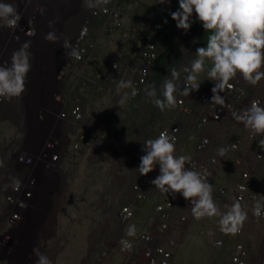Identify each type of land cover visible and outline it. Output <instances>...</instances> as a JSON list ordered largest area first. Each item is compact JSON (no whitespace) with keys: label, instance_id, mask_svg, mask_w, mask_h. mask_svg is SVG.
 I'll use <instances>...</instances> for the list:
<instances>
[{"label":"bare ground","instance_id":"1","mask_svg":"<svg viewBox=\"0 0 264 264\" xmlns=\"http://www.w3.org/2000/svg\"><path fill=\"white\" fill-rule=\"evenodd\" d=\"M5 1L7 3H11L9 0ZM49 11L50 15L48 17H44L41 21V24H39V32L35 36L34 42L30 44V48L28 49V51L31 53V70L28 72L26 77V91L19 97H13L11 99L5 97L0 98V124L3 120L9 122L0 125V185L8 176L9 169H11L16 163L12 155L13 147L17 146L21 142L23 143V141L25 143V146L23 147H28L27 142L29 141L28 139L30 134H33V132L39 128L38 124L35 123V118L40 114L41 105L43 103H50L52 89H54L56 86V76L58 75L57 72L61 70V67L65 65V62H68L71 57L66 55L64 61L61 59V52L64 50L62 45L65 39L56 28V23L61 13L58 12V9L53 7H50ZM101 21L102 20H97L96 22L101 23ZM50 22H53L51 26ZM60 23L61 21H59L58 25ZM49 32H55V35L59 37V40L57 42L46 40L45 36ZM127 46L129 45L127 44ZM18 49L19 48H17V46L11 40L7 27H0V65L10 64L13 52ZM67 51H70V49ZM126 55V57H133L134 50L128 47ZM56 65L59 67L55 72ZM202 81L203 82L200 83L203 86L213 82L212 80H208V78L203 79ZM245 83L246 85H249L248 82ZM106 84L112 83L107 82ZM81 89L84 90L85 87ZM80 93L82 97L79 107L83 113L81 104L84 103V101H87L88 97L91 98V93L88 94L86 90L80 91ZM111 95L116 97V99H120L123 93H111ZM142 97L143 93L136 98L129 95L128 101L134 104L135 102L140 103ZM129 111H132V109H129ZM170 111L172 112V117L169 119L170 122L175 126H179L181 131L180 141L178 144H175V154L185 155L193 158L197 154L196 146L199 142V139L203 135L208 134L209 131L205 126L197 122L193 116L183 114L177 107L170 109ZM123 113L128 112L124 111L118 113L117 111L113 112L112 114H105L102 117L103 124L106 120L105 117H108L111 125L108 126L107 130L101 131V134L111 130L113 119L116 118L115 120H117L118 124V118H120L121 114ZM32 118L34 122H32ZM136 121V126H138L140 123L138 120ZM11 124H14V126L17 125L18 129L16 131V137L14 140L8 143L7 137H5V135H1V133L4 134V132L1 131V126ZM82 124H85L89 130L95 125L90 117L85 119V115L82 118ZM158 126L161 128L162 125L160 124ZM82 129L86 132L83 125ZM90 132H88V137L91 140L89 144H83L80 150H73L71 147H69V153L62 162L65 172L64 175H55L53 178L46 177L45 179H40V190L38 193H36L34 198L36 202L32 203L28 207L23 219L14 232V243L12 245L9 264H28L29 258L35 247L36 229H38V225L45 229H52V234H49L45 237L41 236V238H39V242L42 245L44 253L52 260V255L44 247L43 243L47 242L48 238L59 237L57 230L65 227V223L62 222L61 216L66 214V209L69 211L70 205L74 206L71 209L72 212H74L75 209L78 211L80 209L79 207H85L84 211H90L93 215L86 216L88 217V241L94 247L93 250H96V253H98L92 264H102L104 258L107 259L103 264H119V256H124L125 262L127 256L122 255L120 252V245L121 241L124 239L123 237L127 236L125 235L127 228L131 226L134 221L139 224L141 229L139 234L143 232H151L155 234L157 228V242L168 244L173 241L175 243L173 259L175 257L177 258V254L175 253L176 250H184L188 245H192L200 248L197 250V252H201V255H198L199 259L208 262V264H234L232 262L231 256L238 241L244 242L251 252H255L259 245H263L264 220L256 218L253 215L252 208L255 202L247 201L241 204L244 210L248 213V218L242 226L243 233L241 235L225 234L220 230L219 217H204L198 220L194 218L192 214V207L188 205L186 200H183L181 203L176 201L177 193L172 194L161 192L156 189L155 185L150 183L151 180L155 179L159 175V165H157L156 169H154L149 174L140 176V173L136 169L138 168L141 161H133L132 164L126 161L123 167L124 173L119 176L118 174L120 170L118 169L123 165V163L113 162L114 165L112 164L110 168H108V172L110 173L109 175L112 178V180H108L110 181V187L112 189L109 191V193L103 195L101 194L98 197L99 193L98 190H96L98 187L96 186V184H98L96 177L97 168L95 169L96 172H94L95 170L93 171L95 175L93 176L92 170L94 168L92 167L93 165H96L97 167V164H99L98 156L100 153L99 149H101L102 140L101 137H98V133ZM250 132L251 131L246 128L244 124L242 126L235 125L229 130L226 129L221 136L216 137L213 141L212 152L218 155L219 163L213 166L209 182L213 186V198L222 212H226L228 207H230L235 201L234 185L240 178L242 170L244 167H246L245 164L242 165L238 162L239 154L248 160H252L256 152L264 150V144L260 143V141L264 140V135L256 134V138L251 140L248 137ZM157 136L158 132L156 128L155 134H153L150 139H155ZM140 141L144 142V139L142 138ZM230 141L239 143L238 152H234L229 147ZM105 144L103 143V146ZM222 147L227 149V152L223 156L219 155L218 153V149ZM81 151L83 152L81 153L82 155H78L80 156L78 160L74 161L73 155L72 160H68L71 154L75 152L80 153ZM113 155H108V157L112 158L111 156ZM74 163H79V168L77 173L70 175V167L71 164ZM84 165H88L87 168H85ZM122 178H124L123 184L121 182ZM252 180L256 189L261 190V194L258 199L260 200L261 195H264V178H262L259 173L254 172L252 174ZM134 181H139L142 183L146 193V198L142 201L135 202L137 207L136 215L134 219L126 224L125 227L126 222L123 220L122 208L132 199L134 195L132 191V183ZM125 184L127 185L126 193L129 195L128 200L123 206L122 204L119 206L116 200L120 198L121 193L119 191H121V187H123ZM222 188L227 189V193L225 195L221 194ZM106 190H108V188H105V191ZM75 197L77 199H75ZM92 198H94L93 201ZM2 200L3 198L0 191V203ZM170 200L176 201V204L171 211L172 223L169 229L163 234V236L160 237L158 233L162 224V220L160 213L158 211L156 212L155 206L164 204ZM146 203L151 204L150 211L149 209H146L149 208L147 205H145ZM60 206L62 207L59 208ZM40 211L43 212V217L40 215ZM84 211L79 210L77 212L79 214H76V217L73 220L75 223L74 225H80L81 222H86V218H83L82 216V212ZM143 211L148 213V216L146 217L147 220L136 217L137 213L140 212L141 214ZM183 212L188 214V221L184 226L180 227V216ZM54 213L56 215L52 217ZM59 214L63 215L59 216ZM208 229L215 230L216 237L224 240V245L222 247L214 245L212 240L207 235H205L204 232ZM139 234H135V236L128 235V238H137ZM104 247V250H100ZM124 262H121L120 264H124Z\"/></svg>","mask_w":264,"mask_h":264},{"label":"clouds","instance_id":"2","mask_svg":"<svg viewBox=\"0 0 264 264\" xmlns=\"http://www.w3.org/2000/svg\"><path fill=\"white\" fill-rule=\"evenodd\" d=\"M9 1H11V3H7L5 0L4 2L3 0H0V27H7V29L15 28L19 20L17 9L13 6L14 0ZM121 1L122 0H45L42 3L43 9L37 12L31 21V27L34 29L32 36L23 38L20 41H13L9 32L11 40L19 49L13 52L10 64L0 65V97L11 99L13 97H19L26 91V77L31 70V53L28 49L39 32V24H41L44 17L50 15V7L58 9V12L61 13L56 23L58 32H60L65 39L62 45L64 50L61 52V59L64 61L66 55L71 56L68 62H65V65H63L61 70L57 72L56 86L52 89L50 103H43L41 105L40 114L35 118V123L38 124L39 128L34 131L33 134H30L29 141L27 142L28 147H23L25 146L24 141L13 147L12 155L16 162L13 167L18 165V154L22 152H31V146L34 143V140L37 142L38 147L42 146L50 133L51 127L58 118L57 113L63 107L62 102H65L67 108H77L82 114L80 122L72 128L74 137H71L70 141L67 143L66 155L69 153V147L73 150H80L83 144H89L91 141L88 137L89 134L82 129V118L84 117V114L79 107L82 97L78 95L80 93V85L84 86L89 82L95 84L110 82L116 86V83L104 80L98 81L95 78L96 73H94L93 78L84 77L81 83L76 84L70 92L66 86L68 78L75 72L76 67L83 68L91 66V64L97 65V61H95L97 58L94 57L95 55H92V50H95V46L88 42V37L93 28H95L96 21L102 20L99 24L103 23V28L107 32H119L124 42L127 44L129 42L131 43L134 50V56L136 57V44L132 40L124 39L123 32L134 26L138 17L144 24H148L150 21L157 24L154 14L162 9L160 4H171V0H153L152 2L139 0L141 4L145 3V5L155 7L156 11L152 16H145L142 13L135 14L131 24H127L125 12H123L120 5ZM111 2L113 6H116L122 12L124 29L112 30V28L108 26L110 20H108L107 16H99L95 18L86 38V45L88 48L86 56L92 57V60L88 64L76 62L74 58L79 59V52L76 47L72 45L76 36L72 29L77 25L80 27L81 18L72 20L75 8L77 6L86 7V14L89 12V9H97L108 5ZM177 2H179V8L170 13L172 19L177 22V27L187 33L192 28L193 24H196V20L200 21L201 23L197 24H202L204 30L209 33L206 46L198 47L196 49V58L190 62V66H182L179 70L173 67L170 70V77L165 79L161 85L162 98L157 97V90L154 84L147 85L148 81L145 85L146 87L144 86L141 91L137 93L131 79H121L116 86L117 93H123L117 103L120 107L127 101L129 95L135 97L140 95L144 89L145 95L152 98V103L159 108L160 111L163 112L166 109L170 110L177 107L179 111L182 112L178 105L179 98L188 97L193 90L198 91L200 86L202 88L206 87L211 85L214 81L215 85L211 90L213 92L211 102L222 106L224 104V98L220 93L226 87H232L230 81L236 78L238 74L253 86L257 85L262 79H264V0H177ZM194 13L195 19H193ZM59 21H61V23L58 25ZM52 23L53 22H50V26ZM160 32L161 28L155 36L157 45V38ZM45 39L57 42L59 37L55 35V32H49L45 36ZM158 47L161 53V48L159 45ZM68 49H70V51H67ZM180 50L185 53L186 48L181 45ZM128 58L130 59L132 57L124 56L119 59ZM208 61L211 62L210 68H207ZM111 62H109L108 65ZM69 64L70 67L68 66ZM108 65L99 67V69L106 68ZM115 66L116 65H114V67ZM55 67L56 72V69L59 66L56 65ZM206 69L208 80H212L213 82L203 86L199 82V76L201 73L205 72ZM181 73L185 74L182 81ZM123 89H131L132 91L130 93ZM59 92L62 95V102L56 99ZM193 104L194 106H197L198 102H194ZM50 107L53 108L52 112L48 110ZM189 116L196 118L197 113L194 112ZM232 116L237 121L242 122L253 134L264 135V104L253 101L251 106L245 109L242 113L232 111ZM32 122H34L33 118ZM169 126L175 125L170 122L169 125L161 126V128L157 130L158 136L155 139H148L143 142L142 151L146 154L140 157L141 162L136 170L140 173V176H144L152 172L156 169L157 165H159V175L150 181L151 184L155 185L156 189L164 193L181 194L184 199L190 200L194 218L199 220L204 217H219V226L222 232L232 235L237 234L248 218L247 211L244 210L239 200H235L232 205L228 207L226 212L221 211L213 198V186L208 181L207 177L202 175L199 171L185 166L186 162L191 159L189 156L175 154V144L179 143H176V136L170 135L167 130L160 133L162 129ZM80 135L84 136V140L81 142L79 148L74 149L73 144L77 141V138ZM260 143L264 144V140L260 141ZM226 152V148L222 147L218 149V153L221 156L225 155ZM64 173L62 165L61 175H64ZM55 175L61 176L60 174ZM40 182L41 181L39 180V183ZM135 182L139 181H134L132 183V191ZM16 183L19 184V181ZM142 189L145 192L143 186ZM39 190L40 186L36 190V193H38ZM36 193L29 206L36 202V200H34ZM133 197L132 199H134ZM136 201L142 200H135V202ZM40 212V215L43 217V212ZM252 213L256 218L262 216V213H264V195H261V199L255 202L252 208ZM51 231L52 229H45L38 225V229H36L35 246L39 245L42 247L39 238H41V236L45 237L52 234ZM127 231L129 236H135L136 234L134 225L129 226ZM121 243L127 244L126 241H121ZM33 252L38 257L36 264H53V261L49 256L45 253H41L39 248H34ZM105 260H103L102 264Z\"/></svg>","mask_w":264,"mask_h":264},{"label":"built area","instance_id":"3","mask_svg":"<svg viewBox=\"0 0 264 264\" xmlns=\"http://www.w3.org/2000/svg\"><path fill=\"white\" fill-rule=\"evenodd\" d=\"M43 1L45 0H14L13 6L17 9L19 20L15 28H8L13 41H20L23 38L30 37L34 33L31 27V21L35 14L43 9ZM179 3V2H178ZM86 7L77 6L72 16L73 19L81 18L80 29L78 30L72 45L79 52V59L74 58L76 62L88 64L92 57H87L88 48L86 38L91 30L92 22L99 16H107L110 23L108 26L112 30H123L124 21L122 12L112 2L108 5L97 9H89L85 14ZM195 19V13L193 14ZM201 23L196 20L195 22ZM160 27L152 21L144 24L138 17L136 24L123 32V38L132 40L136 44V57L128 59L113 60L108 67L100 68L96 71L95 78L100 81H111L118 85L121 79H131L137 90V93L146 85L149 76L154 69L156 62L160 56V49L156 43L155 36ZM114 65H116L114 67ZM70 67V64L68 65ZM246 81L239 74L230 83L231 88H225L220 95L224 98V104L221 106L211 102L213 92L211 91L215 85V81L199 90H193L188 97L179 98L178 105L180 110L186 115L197 113L195 120L205 126L209 131L203 135L197 143V154L186 162V167L199 171L207 177L208 181L212 174L213 166L219 163L218 155L212 152L213 141L216 137L223 134L226 129L233 128L235 125L242 126L243 123L237 121L232 116V111L243 112L249 108L253 101L264 104V79L257 85H246ZM131 93V89H123ZM2 98V97H0ZM56 99L62 102V95L59 92ZM194 102H198L194 106ZM63 107L57 113V119L50 129V133L42 144L38 147L37 142L31 146V152H22L17 156L16 167L9 169L8 176L0 185V191L3 201L0 203V264H9L12 245L14 243V232L19 223L23 219L29 204L31 203L36 190L39 187L41 178H53L55 174H62V160L67 153V143L71 137H74L72 128L77 125L82 117L81 112L77 108H67L65 102ZM50 112L53 108L48 109ZM49 112V113H50ZM167 130L170 135L176 136V143L180 140V127L169 126L160 131ZM251 140L256 138V134L249 133ZM84 136L80 135L73 144V148L80 147ZM229 147L238 152L239 143L229 142ZM238 154V153H237ZM238 162L246 165L241 172L240 178L234 185L235 200H239L241 204L252 201L256 202L261 194L260 189H256L252 180V174L257 172L264 178V150L256 152L252 160H248L239 154ZM19 181V184L16 182ZM264 185V184H263ZM134 199L122 208L123 220L128 223L135 217V200H143L145 192L142 184L135 182L133 185ZM227 189L222 188L221 194H226ZM184 197L177 193L176 201L181 203ZM176 201L170 200L165 204L155 206L161 216L162 224L159 228V236L169 229L172 223L171 211ZM188 205L192 207L190 200H186ZM260 219L264 220V213ZM188 221V214L183 212L180 216V227L184 226ZM214 245L222 247L224 240L216 237L213 229L205 232ZM243 229L237 233L241 235ZM127 244L120 245V252L127 256L124 264H171L174 257L175 243L171 241L168 244L157 242L156 233L143 232L137 238H124ZM44 254L42 247L37 245ZM232 262L234 264H264V243L259 245L255 252H251L244 242L238 241L232 253ZM38 257L32 251L28 264H36ZM106 258H104L105 260Z\"/></svg>","mask_w":264,"mask_h":264},{"label":"rangeland","instance_id":"4","mask_svg":"<svg viewBox=\"0 0 264 264\" xmlns=\"http://www.w3.org/2000/svg\"><path fill=\"white\" fill-rule=\"evenodd\" d=\"M152 2L153 0H146ZM121 8L123 9V12H125V17L127 20V24H131L133 21V18L135 14L142 13L145 16H150L152 13L148 10H146V5L145 3L141 4L139 0H122L121 3ZM80 29L79 25L73 27V33L74 35L77 34V31ZM177 30H180L179 28ZM88 42L92 43L95 46V50H92V55L96 57L97 59V65L91 64V66L83 67V68H75V72L77 73H72V75L68 78L67 86L68 91L72 90L76 84L81 83L82 79L84 77L88 78H93L94 73L99 69V67L106 66L108 65L109 62L115 59L123 58L126 55V51H128V47L126 42L122 40L119 32H114L110 33L107 32L103 28V23L99 24L97 27L93 28V30L90 32V35L88 37ZM174 42L177 47V51L179 54H181V64L179 66V69L182 66H190V62L196 58L195 57V47L193 46L192 42L187 38V35L184 34L183 32L179 33L178 35H175L174 37ZM183 45L186 48L185 53H183L180 50V46ZM132 49V47H130ZM161 48V44H160ZM132 53V52H131ZM211 67V62H207V68ZM184 73H181V77H184ZM80 76V77H79ZM208 78L207 76V69L205 72L201 73L199 76V82H203V79ZM107 82H101L100 85L95 84L93 82L87 83L84 90L81 88H84V86L80 85L81 88L80 91H85L89 94L91 93V98L88 97L87 101H84V103L81 104V108L83 110V113L85 115V119L90 117L92 119V122L95 124L93 128L89 130L88 127H86L85 124H82L83 127L86 130V133L94 132L98 133V137H101L102 143H101V149L99 156H98V163L97 167L96 165H93L92 168V175H94V172H96L97 168V180L98 186L96 190H98V197L102 194L109 193V191L112 189L110 187V173L108 172V168L113 164V162L118 163L121 162L123 165L118 169L120 170L119 176L124 173L123 167L126 161L130 162L131 164L133 161H140V157L144 154H146L144 151H142V146L143 142L137 141L136 145H133V155L132 156H123V153L125 150H128L129 145L134 141L135 143V135L136 132L134 131L136 128L135 127H140L137 128L138 132L145 133L147 134L145 137L148 136V130L152 131L153 129L157 130L160 128L158 125L165 126L170 123L171 117H172V112L170 110L166 111L163 113L160 111L159 108H157L153 103H152V98L147 97L145 95L144 90L142 91L143 97L141 98V102H135V104H130L129 101H126L121 107L117 104L120 99H116V97L112 96L111 93H117L116 86L112 84H106ZM110 83V82H109ZM152 84L151 82L148 84ZM77 88V87H76ZM75 88V90H76ZM96 88V89H93ZM110 91V92H109ZM103 92V93H102ZM102 93V94H101ZM95 95V98H94ZM101 95V96H100ZM72 102V101H70ZM115 107V110H114ZM134 108V109H133ZM128 112V113H123L120 116V121L122 120V124H117V120L113 119V123L111 126V130L108 132H105L101 134V131L107 130L108 126L111 125L110 120L108 117H105V122L103 124L102 117L105 114H112L113 112ZM129 109L132 111H129ZM155 112V113H154ZM163 114V115H162ZM167 114V115H166ZM139 115V117H138ZM162 115V116H161ZM152 116V119L149 120ZM140 118V119H139ZM156 119L155 121V126L154 123H152V120ZM140 123L138 126H136L137 121ZM143 121V122H142ZM151 121V122H150ZM3 123H9L6 120H3L1 124ZM144 123V124H143ZM163 123V124H162ZM0 124V125H1ZM104 125V126H103ZM143 126V127H142ZM103 127V128H102ZM145 127V128H144ZM142 128V129H141ZM18 129V126L14 124L11 125H4L1 126V131L4 132L1 133L2 136L5 135L7 137V142L9 143L10 141L14 140L16 137V131ZM102 129V130H101ZM132 129V132H129V130ZM141 130V131H140ZM153 130V131H154ZM135 132V134H134ZM155 134V133H154ZM102 135V136H101ZM92 136V135H91ZM153 133L150 134L149 137H152ZM145 137H142L143 139ZM147 137L148 139H150ZM98 138V140H99ZM147 139V140H148ZM95 141V140H94ZM109 141V142H108ZM112 141V142H111ZM146 141V138L144 139ZM108 142V143H107ZM103 143L105 144L103 146ZM114 146H113V145ZM107 146V147H106ZM109 146V147H108ZM118 146V147H117ZM116 147V148H115ZM109 148V149H108ZM112 150V151H111ZM106 151V152H104ZM83 151L75 152L70 155L68 158L69 161L72 160V155L74 157V161L78 160L80 156L82 155ZM111 152V153H110ZM114 152V155H113ZM137 153V154H136ZM102 154V155H101ZM108 155H113L111 156L112 158L108 157ZM103 156V157H102ZM106 157V159H105ZM102 159V160H101ZM117 159V160H116ZM104 160V161H103ZM110 160V161H109ZM124 161V162H122ZM108 164H107V163ZM102 163V164H101ZM105 163V164H104ZM77 164V165H76ZM75 165V166H72ZM114 165V164H113ZM88 166V165H87ZM86 165H84L85 168H87ZM73 170H71V169ZM70 175H73V173H77L78 168H79V163H74L71 164L70 167ZM95 170V171H94ZM122 170V171H121ZM72 171V173H71ZM94 171V172H93ZM109 179V180H108ZM122 184L124 183V178L121 179ZM95 184V183H94ZM95 186V185H94ZM129 186V185H128ZM105 188H108V190L105 191ZM126 188L127 185L125 184L123 187H121V191H119L120 198L117 199L116 201L118 202V205L122 206L125 204V202L128 200V196L126 193ZM82 195V194H81ZM75 199H77L75 197ZM73 199V200H75ZM94 198H92V201ZM72 204V203H71ZM117 204V203H116ZM147 205L146 209H149L150 211V205L146 203ZM60 206L59 208H61ZM67 207V206H66ZM74 206L70 205L69 211L68 209L66 214L64 216H61L62 222H64V228L57 230L59 233L58 238H46L48 241L43 243L44 247L48 250V252L52 255V261L53 264H92L94 260L96 259L98 253H96V250H93L92 244L88 241L89 237V230H88V222L87 219L88 217L86 216H91L92 213L90 211H84L85 207H79V210H82V216L83 218H86V222H81V224H76L73 222L74 218L76 217V214L78 211L75 209L74 212H72V208ZM65 208V207H64ZM89 214V215H88ZM56 214L52 217H54ZM63 215V214H59ZM100 215V213H99ZM93 216V215H92ZM148 216V213L143 211L141 214L140 212L137 213V218H143V220H147L146 217ZM150 217V216H149ZM73 218V219H72ZM136 218V219H137ZM150 220V219H149ZM125 223V227H126ZM74 225V226H73ZM135 226L136 229V234H139L141 232V229L139 227V224L134 221L132 224ZM86 227V228H85ZM129 228V227H128ZM127 228V230H128ZM126 230L125 235L123 238H128V231ZM138 232V233H137ZM102 247V246H101ZM54 248V249H53ZM103 249L100 250H104ZM200 249L199 247L195 246H190L188 245L186 249L184 250H176L175 253L177 254V258L175 257L172 261L171 264H208V262H205L204 260L199 259L198 255H201V252H197V250ZM123 255V254H122ZM204 255V254H202ZM115 256V255H113ZM198 256V257H197ZM109 258V257H108ZM199 259V260H198ZM119 261L120 263L124 262V256H119ZM119 263V264H120Z\"/></svg>","mask_w":264,"mask_h":264},{"label":"trees","instance_id":"5","mask_svg":"<svg viewBox=\"0 0 264 264\" xmlns=\"http://www.w3.org/2000/svg\"><path fill=\"white\" fill-rule=\"evenodd\" d=\"M160 6L162 7V9L158 10L157 13H155V14H154V12L156 11L155 7L150 6V5L145 6L146 10H148L152 13L150 16H152L153 14L155 15L156 23L161 28V32L157 38L158 45L160 46V44H161V53H160L159 59L156 63V66L153 70V73L151 74V76L149 77V80H148V84L151 82L152 84L155 85L158 98H162L161 85L163 84L165 79L170 77V70L173 67H175L179 70V66H180L181 61H182L181 59L183 58V57L181 58V54H179L177 51V47H176L175 42H174L175 35H178L181 32L186 34L187 38L192 42L193 46L195 47V49H194L195 51L198 47L206 46L207 36L209 35V33H207L204 30L202 24H193L192 28L187 33H185L184 30H182V29L177 30L178 29L177 22L174 19H172V16L170 14L171 12L176 11L179 8V4H178L177 0H171V4H160ZM165 21H167V22H165ZM98 25H99V22H96L95 27H97ZM128 45L130 47H132V49H133V46L131 45L130 42L128 43ZM183 78L184 77L182 76L181 81L183 80ZM78 95L81 96V93H79ZM138 96L139 95L135 96L134 98H136ZM127 101H128V99H127ZM130 104L134 105V103H131V102H130ZM166 111H168V109L163 111V113H165ZM151 119H152V116L149 120H151ZM118 120H119L118 124H122V120L120 121V118H118ZM155 121H156V119L153 118L152 123H154V126H155ZM135 128H136L134 130L136 132L135 143L133 141L129 145L128 150H125V152L123 153V156L126 157V159H127V156L129 157V156L133 155V153H134V151L132 149L133 145H136L137 141H139V139L141 140L142 137H145L147 135L146 133L144 135H142L143 133L138 132L137 130H139V129H137V127H135ZM153 130L152 131L148 130V136L147 137H149L150 134L155 133V130L154 131ZM129 132L133 133V130L130 129ZM135 132H134V134H135ZM147 137H145L146 140L148 139Z\"/></svg>","mask_w":264,"mask_h":264}]
</instances>
